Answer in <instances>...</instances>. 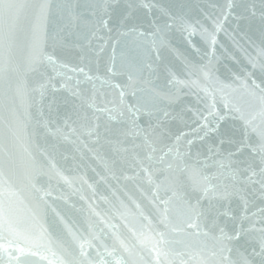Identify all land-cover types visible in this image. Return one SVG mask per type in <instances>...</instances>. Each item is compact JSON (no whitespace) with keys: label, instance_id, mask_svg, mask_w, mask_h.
Segmentation results:
<instances>
[{"label":"water","instance_id":"obj_1","mask_svg":"<svg viewBox=\"0 0 264 264\" xmlns=\"http://www.w3.org/2000/svg\"><path fill=\"white\" fill-rule=\"evenodd\" d=\"M71 2L80 5L71 16L54 7L42 23L43 51L54 63L45 61L35 71L22 67L24 94L14 96L10 124L0 108V159L9 153L14 159L13 171L4 168L0 175V199L13 209L20 234L3 232L6 251L0 259L8 264L11 253L19 258L11 264H158L157 249L169 253L160 257L163 264H222V255L251 259L264 239V193L244 169L262 167L258 134L249 129L256 151L228 155L236 151L228 141L240 139L245 119L261 124L259 90L253 95L243 82L259 84L264 74L240 47L255 55L241 33L259 43L260 21L251 20L250 29L241 21L240 32L234 31L233 16L247 0H232L238 6L223 30L213 33L214 46L200 34V25L213 32L205 15L222 17L229 0ZM129 2L159 3L197 32L189 40L179 23L163 28L170 21L156 9L138 7L124 20ZM96 3L112 5L109 15L86 7ZM28 40L22 32L18 58L26 55ZM193 80L195 85L173 82ZM40 84L43 95L35 90ZM217 114L225 120L218 121ZM169 148L173 155L160 164V150ZM42 151L55 169L41 159ZM177 151L183 160L178 167ZM149 154L157 159L149 162ZM159 200L169 201L167 221ZM189 200L201 213L198 219L187 209ZM241 225L239 239H218L220 229L233 236ZM224 247L232 251L221 253Z\"/></svg>","mask_w":264,"mask_h":264},{"label":"snow or ice","instance_id":"obj_2","mask_svg":"<svg viewBox=\"0 0 264 264\" xmlns=\"http://www.w3.org/2000/svg\"><path fill=\"white\" fill-rule=\"evenodd\" d=\"M238 5L229 0L227 5V11L222 13V17L213 18L210 14L205 15V19H209L212 21L213 32H209L207 28H204L203 25H200V34L203 37H206L210 40L211 44L214 46L216 44V38L213 33H219L223 30L224 23L227 22L230 16H233V10ZM56 8L60 14L68 13L70 16L73 13L74 9L80 7L78 4H73L71 0H67L65 3L53 5L51 0H0V108L7 114L5 116V120L10 124L9 117L12 115V104L14 100V96H22L24 94L23 84L20 82L21 70L22 67H25L28 71H35L36 67L41 63L47 61L48 63H54V58L48 55L43 51L42 42V23L47 21V19L52 15L53 8ZM86 7L91 8L95 11H103L105 15H109L110 10L112 9V5L108 3H96L87 5ZM138 7H143L147 11L151 12L153 9H156L161 16L167 17L170 23H165L163 28L172 29L178 23L181 26V29L187 33V36L190 40L192 36H194L197 32V28L192 24L184 23L178 20L177 17L171 15L168 8L164 7L159 3L154 2H146L141 5H137L134 2H129L126 5L127 14L124 16V20L131 19L134 15L135 10ZM210 7L215 8L216 5H210ZM236 19L237 24L234 31L240 32L241 30V21L248 22V28H251V20L258 19L260 21L261 30L259 35V43L256 40H253L252 37L248 34L247 31H243L241 33V39L246 40L249 47L253 49L255 55L248 52L246 48L243 46L241 50L248 57L249 63L253 68H256L259 65L261 73L264 74V0H247V2L243 5V12L238 16H233ZM123 22V21H122ZM107 23V21H105ZM199 25V22H197ZM152 27L156 28L157 31H160V26L157 23L156 19L152 21ZM27 31L29 35V40L27 44V53L22 58H18L17 53L20 48V36L21 33ZM140 35H144V33H140ZM194 47V46H193ZM199 51V50H197ZM204 75L207 77L208 72H204ZM251 74H249L250 76ZM239 79V78H237ZM174 83H191L193 85L196 84V81H173ZM243 86L246 89H250L253 95H255L256 90H259V101L261 104V111L259 113L261 117V124L257 126L255 124V117L245 119V130L241 134V137L237 141H228L229 143H233L236 145L235 152H229L228 155L234 156L238 153L243 152L245 149H252L256 151L257 149L253 147L250 143L251 136L249 133V129L251 133L258 134L260 146L259 151L264 154V80L258 84L255 80H252L251 85L247 83V81L243 82ZM45 85L40 84L36 91H39L41 95H43ZM123 96V93H121ZM214 106V104H213ZM225 116H221L217 114L216 119L218 121L225 120ZM243 118V117H242ZM207 118L205 117V120ZM47 128V122H44L42 125ZM68 125L65 123V128L67 129ZM202 128L207 127V125H202ZM216 129H218V124L216 125ZM216 129H209V131H214ZM59 129L56 130V133L59 134ZM74 131V130H73ZM91 134V133H89ZM67 137H65L66 139ZM179 140V137H177ZM190 145L192 141L188 142ZM221 144L225 143L224 140L220 141ZM157 149L155 147L151 148V152H156ZM162 154L158 157L160 164H165L167 157L173 155V150L169 148L166 152L162 149L160 150ZM40 157L42 160L48 161L50 167L55 169V164L49 160V154L47 151H42L40 153ZM175 158L177 162V167L180 163H183L182 154L178 151L175 153ZM146 159L151 162L154 159H157L152 154H149ZM142 163V162H141ZM261 165L262 167L257 172L255 170H251L250 168L244 169V171H250V175L247 177L249 182L258 183L260 185V190L264 193V155L261 156ZM168 169H172L173 164L169 163L166 166ZM8 168L10 172L14 169V159L9 153L6 158L0 159V175H3V169ZM183 170H187V165L185 164V168ZM42 172L43 169L41 168ZM141 171L148 174V182L151 184L152 174L149 172L147 168H141ZM59 175V173H57ZM259 176L258 180L253 179L254 177ZM193 183H199L200 177L193 175L192 177ZM203 179H208L204 177ZM35 188V185H33ZM157 193L159 191L160 185H157ZM208 189L205 188V191ZM39 191V189H37ZM153 193L154 201L158 199V194ZM159 204H163L164 207L161 210L162 219L164 221L168 220L169 209V201L168 200H159ZM198 203V202H197ZM187 209L191 213H194L197 219L201 215L199 211H197V206L193 205L191 201H187ZM261 214L264 215V209H261ZM197 225H189V227H194ZM243 226L235 230V235L228 236L224 233L223 229H220V240L231 241L233 239H239L241 232L243 231ZM7 231L9 234L13 236H19V232L14 227L13 223V209L6 205L4 200L0 199V236H2L3 232ZM261 233L264 234V228L260 229ZM163 239V233H161V240ZM8 247H12V241L8 242ZM20 253H23L25 250L23 248L18 249ZM0 251H6L5 245L0 244ZM156 260L158 264H163V261L160 260V257L163 256L167 259L169 253L166 251H161L159 249L156 250ZM221 253L227 251L231 252L230 248L224 247L221 248ZM252 258L250 259L243 254H240V258L238 260H232L230 256H221L222 264H264V239L261 240L259 245V251L253 250L251 254ZM258 258V259H256ZM18 257H12L11 253H9L8 264H11L12 260H17ZM0 264H4V261L0 259ZM171 264V262H169ZM180 264H191L190 261L181 260Z\"/></svg>","mask_w":264,"mask_h":264}]
</instances>
